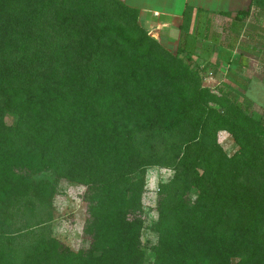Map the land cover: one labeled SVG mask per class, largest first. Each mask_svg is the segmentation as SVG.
<instances>
[{
	"label": "trees",
	"instance_id": "trees-1",
	"mask_svg": "<svg viewBox=\"0 0 264 264\" xmlns=\"http://www.w3.org/2000/svg\"><path fill=\"white\" fill-rule=\"evenodd\" d=\"M137 16L118 0H0V264H264V105L256 118L202 85L197 32L172 55ZM234 31L211 40L213 65H231ZM154 168L170 174L143 245ZM68 185L85 213L75 251L49 229Z\"/></svg>",
	"mask_w": 264,
	"mask_h": 264
},
{
	"label": "rangeland",
	"instance_id": "rangeland-1",
	"mask_svg": "<svg viewBox=\"0 0 264 264\" xmlns=\"http://www.w3.org/2000/svg\"><path fill=\"white\" fill-rule=\"evenodd\" d=\"M258 11L252 6L251 14L249 13L240 22V33H238L237 41H235L236 45L230 66L212 64L214 62V54L211 52V47L214 46L215 42H211L214 39L215 41L217 40V46H225L228 40L232 39V36L234 37L235 27L238 28L240 24L236 25L232 18L229 20L212 18L213 20L211 19V22L205 27L194 25L187 29L184 28L180 33V37L182 32L186 30L187 32L191 31V33L196 30L199 34L196 36L197 39H193L192 63L189 64L190 66L196 64L200 68H205V71L200 73L202 85L213 89L217 93L229 96L240 110L256 118L260 116L264 105V16H259ZM203 21L200 20L199 23L203 24ZM232 23L233 25H231ZM141 28L143 29V27ZM176 29V26L173 27L175 36L177 35ZM155 30L158 29L146 32L154 40H159V36L155 35ZM203 35L207 39L206 42L201 40ZM175 36L174 38L171 36L172 40L168 44L159 42L172 55L175 53L177 46V38ZM239 59L240 63L245 64L244 68H240V64L236 63ZM9 121L8 118V123ZM217 142L228 155L235 149L226 133H218ZM169 174V172L158 168L150 169L146 173L145 189L142 196L144 229L141 235V242L143 245H148L149 242L153 243L154 241L153 234L149 228L155 219L153 209L155 206L156 188L159 183L164 182L169 177ZM81 193L82 189L79 187H74L73 185L60 186L51 204L52 220L49 224L51 236L73 251L78 250L81 246V228L85 218L84 204L79 198Z\"/></svg>",
	"mask_w": 264,
	"mask_h": 264
},
{
	"label": "crops",
	"instance_id": "crops-1",
	"mask_svg": "<svg viewBox=\"0 0 264 264\" xmlns=\"http://www.w3.org/2000/svg\"><path fill=\"white\" fill-rule=\"evenodd\" d=\"M118 1L124 4L125 6L132 9H136L138 11L137 22L139 26L143 27L145 31L148 32L154 29H158L155 30L156 31L155 35L159 36V40H156L158 41V43L159 42H164L165 44L170 43V41L172 40L171 36L172 38H174L175 36L174 35L175 31L173 32V27L176 26L177 35L175 36V38H177V45H178V41L181 33L180 27L182 23L186 25V28H190L194 25L195 26L198 25V27L201 26L205 27L208 23L211 22L212 18L215 19L224 18V20H229L230 18H232V20L236 22L235 21L236 19H234L235 13L247 10L250 6L251 0H118ZM249 9L252 10V7H250ZM223 13L228 14L229 16L223 17L221 15ZM200 20H204L203 24L199 23ZM233 23L231 25H233ZM236 25H239V23H237ZM238 27H241V24ZM162 29L165 31H163ZM194 32L197 31L195 30ZM194 32L191 33V31H189L187 32V34L192 35L194 34ZM213 33L218 34L216 32ZM237 33H240V30ZM233 38L234 37L232 36V40ZM161 46L163 47V45ZM163 48L166 49L168 52H170L166 47Z\"/></svg>",
	"mask_w": 264,
	"mask_h": 264
}]
</instances>
